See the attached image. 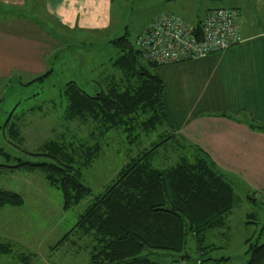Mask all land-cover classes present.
I'll return each instance as SVG.
<instances>
[{"label": "trees", "instance_id": "1", "mask_svg": "<svg viewBox=\"0 0 264 264\" xmlns=\"http://www.w3.org/2000/svg\"><path fill=\"white\" fill-rule=\"evenodd\" d=\"M107 43L115 50L112 65L121 72L118 80L108 79L104 86L96 80L95 91L90 93L78 81L69 79L59 92L64 102V118L81 122L91 118L96 122L95 130L90 131L92 141L81 140L75 144L78 140L52 137L36 150L23 147L26 152L42 154L46 159L17 156L14 163L0 162V168L42 170L60 190L62 207L68 209L91 193V187L80 175L99 155L101 140L110 129L120 128L127 140L135 141L139 130L149 133L162 127L159 140L130 156L71 228L95 233L99 245L92 259L99 263L165 264L160 261L165 255H173L175 262L187 261L190 256L184 253H188L189 237L193 236L203 252L193 263L198 264L210 258L207 251L212 242L208 241V232L227 223L235 204L233 182L197 143L193 145V158L180 155L169 164L156 163L157 147L168 138L177 139L164 107V82L151 70L157 64L144 57L127 30ZM50 71L30 81L41 79ZM114 76L111 73L106 78ZM250 125L264 130L262 122L251 120ZM5 127L17 142H24L16 121L8 117ZM166 127H170L171 132ZM0 152L7 160L10 158L11 153L4 148L0 147ZM251 196L257 199L255 193ZM22 202L20 193L0 186V207ZM66 236L67 233L63 234L57 244ZM247 243L249 256L245 264H264V240ZM8 249V244L0 241V252ZM18 260L17 264H28L30 258L25 254Z\"/></svg>", "mask_w": 264, "mask_h": 264}, {"label": "rangeland", "instance_id": "2", "mask_svg": "<svg viewBox=\"0 0 264 264\" xmlns=\"http://www.w3.org/2000/svg\"><path fill=\"white\" fill-rule=\"evenodd\" d=\"M232 3L233 0H113L111 30L115 32L114 36L127 30L129 38L134 41L141 26L159 12L170 10L194 21L197 13L208 6ZM34 13L36 19L41 20L40 23L59 38L63 47L69 46L54 59H50L48 68L51 67V71L43 78L30 81L35 75L17 71L11 79L9 77V80L0 81V147L11 153L7 160L5 154L0 152V162L14 163L17 156L31 160L46 159L42 154L26 152L23 147L36 150L41 143L52 137L73 142L78 140L75 144L81 140L91 142L93 138L90 131L95 130L96 122L91 118L86 122L64 118L60 88L67 80L74 79L92 93L97 83L101 82L104 86L106 80H118L121 75L120 70L112 65L115 50L109 43H104L101 36L97 37L96 32L78 33L77 37L85 40L76 39L74 42L42 8ZM111 73L115 76L106 78ZM8 117L10 121L18 123L24 137L23 143L20 144L8 134L5 127ZM161 128L149 133L139 130L135 141L127 140L125 132L120 128L110 129L101 140L99 155L95 156L90 166L83 168L80 175L81 180L91 187V193L74 202L68 209L62 207L60 190L46 178L42 170L0 168V186L17 191L23 198L20 205L6 204L0 207V241L9 246L8 251L0 252V264H17L20 256L25 254L30 258L28 264H103L92 259V253L97 251L99 245L95 233L71 227L79 214L117 176L130 156L159 140ZM166 128L171 132L170 127ZM193 145L194 142L183 136L168 138L157 147L159 156L155 161L165 165L180 155L193 158ZM237 192L242 199L237 201L235 197L230 216L233 225L230 252L226 248L213 252L216 256L232 254L234 263L245 258L243 235H251L253 242L264 240V200L261 197L253 200L250 195L248 197L244 194V190ZM65 233L67 236L57 244ZM250 239L246 240L247 246ZM211 240L209 236L208 241ZM220 240L227 239L222 236ZM188 250L189 264H193L203 254L193 236L189 237ZM172 256L165 255L160 261L173 262ZM179 262L183 264V260Z\"/></svg>", "mask_w": 264, "mask_h": 264}, {"label": "crops", "instance_id": "3", "mask_svg": "<svg viewBox=\"0 0 264 264\" xmlns=\"http://www.w3.org/2000/svg\"><path fill=\"white\" fill-rule=\"evenodd\" d=\"M112 2L0 0V81L11 79L17 71L35 77L45 73L51 68L50 59L69 46L63 47L36 19L34 11L42 8L74 42L85 40L78 38V33L96 32L106 43L115 37ZM227 6L240 11V43L200 57L157 64L151 70L164 82L163 102L173 132L209 153L232 180L237 201L242 199L238 190L255 200L251 194L258 196L264 189V130L252 127L250 121L264 123V0H233ZM207 8L197 13L194 21ZM232 210L225 225L208 232L212 237L210 258L198 264H245L249 256L246 240L251 238L248 233L243 235L245 258L241 261L234 263L230 253L213 254L224 248L230 252ZM222 236L227 240L221 241ZM172 263L180 264L165 261Z\"/></svg>", "mask_w": 264, "mask_h": 264}, {"label": "built area", "instance_id": "4", "mask_svg": "<svg viewBox=\"0 0 264 264\" xmlns=\"http://www.w3.org/2000/svg\"><path fill=\"white\" fill-rule=\"evenodd\" d=\"M242 40L239 9L218 5L207 8L197 21L162 11L142 27L134 43L145 58L165 64L224 50ZM257 194L264 200V189Z\"/></svg>", "mask_w": 264, "mask_h": 264}, {"label": "water", "instance_id": "5", "mask_svg": "<svg viewBox=\"0 0 264 264\" xmlns=\"http://www.w3.org/2000/svg\"><path fill=\"white\" fill-rule=\"evenodd\" d=\"M184 255H185L186 257H188V256H189V254H188V253H184Z\"/></svg>", "mask_w": 264, "mask_h": 264}]
</instances>
